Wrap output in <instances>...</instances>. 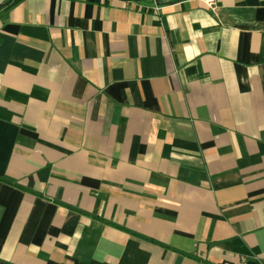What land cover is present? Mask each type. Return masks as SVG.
<instances>
[{"label": "crops", "instance_id": "0c3cea01", "mask_svg": "<svg viewBox=\"0 0 264 264\" xmlns=\"http://www.w3.org/2000/svg\"><path fill=\"white\" fill-rule=\"evenodd\" d=\"M0 6V264H264V0Z\"/></svg>", "mask_w": 264, "mask_h": 264}, {"label": "built area", "instance_id": "2783aa9c", "mask_svg": "<svg viewBox=\"0 0 264 264\" xmlns=\"http://www.w3.org/2000/svg\"><path fill=\"white\" fill-rule=\"evenodd\" d=\"M207 3H208L209 5H213V4H214V0H207ZM156 9L159 10L160 7H156Z\"/></svg>", "mask_w": 264, "mask_h": 264}, {"label": "trees", "instance_id": "16d2710c", "mask_svg": "<svg viewBox=\"0 0 264 264\" xmlns=\"http://www.w3.org/2000/svg\"><path fill=\"white\" fill-rule=\"evenodd\" d=\"M0 8H1V6H0Z\"/></svg>", "mask_w": 264, "mask_h": 264}]
</instances>
